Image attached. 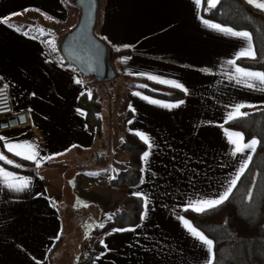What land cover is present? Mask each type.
Here are the masks:
<instances>
[{
	"label": "crops",
	"instance_id": "obj_1",
	"mask_svg": "<svg viewBox=\"0 0 264 264\" xmlns=\"http://www.w3.org/2000/svg\"><path fill=\"white\" fill-rule=\"evenodd\" d=\"M203 4L204 0L200 6L195 0H103L97 30L115 51H123L115 60L116 67L129 76L132 86L128 130L144 133L153 142L147 162L143 160L144 183L119 188L111 182L128 158L124 160L121 157L125 153L118 152L117 160H123L115 159L113 167L111 159L107 171L98 177V166L92 162L100 150L99 139L105 136L104 123L100 137L88 126L86 112L78 105L80 97L94 88L90 80L94 78L65 65L38 35L17 30L31 25L29 19L40 14L62 24L63 35L76 24L79 9L69 0H0V75L10 85L16 113L27 116V123L0 128V136L5 138L0 140V153L14 155L4 147L5 141H28L38 146L40 156L53 157L36 167L34 175L14 171L0 161L6 170L30 179L29 187L22 192L0 186V264H56L59 255L66 257V264H80L74 224L61 247L68 239L72 245L62 251L60 247L53 263L49 254L57 240L66 236L67 225L71 227L67 220L74 217L73 213L68 216L67 207L60 206L68 205L63 189L68 160L77 165L75 173L80 180L73 185V192L81 202L91 194L89 201L99 206L100 197L95 196L101 195L107 201L106 207L116 210L108 215L107 222L122 209L127 195L141 192L149 200L147 216L139 227H127L135 231L102 232L97 238L101 251L92 255L94 248L81 264H205L209 258L207 247L186 230L178 217L188 219L184 211L190 200L217 198L246 157H253L250 150L233 154L235 146L225 130L240 131L226 127V122L236 104L246 105L244 108L264 105V91L229 79L235 66H243L238 60L236 65L226 62L235 59L246 41L207 27L203 23L208 20L202 15ZM3 18H8L7 23L2 22ZM148 75L182 83L188 89L180 99L184 104L168 109L151 103L179 100L160 99L138 89L133 79L160 84ZM77 79L83 83H76ZM137 92L140 95L133 94ZM145 96L149 100L143 99ZM107 144L105 140L103 146ZM85 160L90 162L88 167L77 163ZM107 178L99 188V180ZM80 183L86 184L85 191H81ZM109 186L127 192L116 203L109 188L108 193L103 191Z\"/></svg>",
	"mask_w": 264,
	"mask_h": 264
},
{
	"label": "trees",
	"instance_id": "obj_2",
	"mask_svg": "<svg viewBox=\"0 0 264 264\" xmlns=\"http://www.w3.org/2000/svg\"><path fill=\"white\" fill-rule=\"evenodd\" d=\"M202 15L208 20L251 33L256 56L254 59L240 58L238 64L264 71V10L247 3L246 0H219L215 7L209 8L207 0H204ZM109 47L110 58L116 66L115 60L123 51H115L110 45ZM62 60L65 65L72 66L63 57ZM117 71V77L122 75L126 79L129 78L128 75L121 74L120 70L117 69ZM100 85L105 84L102 82ZM141 85H146V87H139ZM136 87L151 96L164 100H180L186 96L185 92L180 89L154 82L147 84L139 82ZM99 91L101 90L99 89ZM99 91L96 92L95 89H92L91 98L88 93H84L80 97L78 105L86 112L88 126L101 137L103 117L102 95L99 94ZM242 112H247L248 115L227 121L226 127L243 133L245 141L253 138L260 141L249 166L224 203L203 213L192 210L184 211L185 216L214 241L215 259L213 264H264V105L256 108H243ZM129 117L128 111L126 118L129 119ZM0 148L3 149L1 142ZM121 149L128 158L125 163L126 168L119 170L111 183L119 188L134 187L141 182L142 156L147 146L137 134L129 131L122 142ZM6 155L8 159L14 161L12 165L1 161L6 167L27 175L36 173V166L33 162L10 153H6ZM107 160L108 157L103 154H99L95 158V162L100 165H106ZM15 164H19L21 167L17 168ZM249 191L252 193L251 198L248 196ZM90 204L87 201V206ZM77 205L79 206L76 207V212H81L84 206L80 203ZM143 209L144 201L141 197L127 195L122 209L103 226L102 232L137 226L141 222ZM75 216L76 221L82 220L81 217H77L79 214ZM91 228L92 226H90ZM65 238L66 236L62 235L51 247L49 254L52 263ZM101 248V244H98L97 241L92 255L101 251ZM65 258L64 255H59L56 264H66Z\"/></svg>",
	"mask_w": 264,
	"mask_h": 264
},
{
	"label": "snow or ice",
	"instance_id": "obj_3",
	"mask_svg": "<svg viewBox=\"0 0 264 264\" xmlns=\"http://www.w3.org/2000/svg\"><path fill=\"white\" fill-rule=\"evenodd\" d=\"M195 3L197 4V6H200L202 3V0H195ZM208 3V7L212 8L215 7L218 3L219 0H207ZM247 3L255 6L258 9L264 10V0H247ZM46 18H50V17H46ZM8 18H3L2 22L7 23ZM203 23L213 29L216 30L220 33H223L225 35H229L232 37H238L241 38L243 40L246 41V47L241 48L239 52H237L235 54V59L229 60L226 63L229 65H236V60L240 59V58H255L256 56V52L253 48V44H252V35L251 33L247 32V31H236L231 27H226L223 26L221 24L218 23H213L211 21L208 20H203ZM9 27H17L15 25H9ZM29 28H31L32 26L29 25ZM17 30L19 31V27H17ZM35 31H37L40 35H44L47 32H50L51 30H45L44 28L40 27V28H36L34 29ZM29 33H25V35H28ZM35 38V37H33ZM104 39H107L106 37ZM45 43L49 44L53 50H55V40H51V41H44ZM125 47H128L127 45ZM117 51H119V48H117ZM127 59V58H125ZM205 71H207L205 69ZM141 75H146L144 73H141ZM148 79L156 81L160 84H165V85H169L171 87H174L176 89H180L183 92H185L187 94L188 89L185 88V86L180 83L177 80H170V79H163L159 76H155V75H148ZM229 79H234L238 84H242L245 87L248 88H259V90L264 91V71H252L250 69H246L240 66H235L234 68V74L233 75H229ZM253 81L258 82V83H253ZM76 83L81 84L83 83L81 80L77 79ZM5 88L8 87L7 84L4 85ZM139 87H146V85H141ZM2 91V90H0ZM89 98H91V92L89 91ZM134 95H140V93H133ZM143 99L145 100H149L148 97H143ZM151 103L153 104H159L162 107L168 108V109H173V108H178L180 107L182 104H184L183 100H179L176 103H164L162 101L159 100H150ZM246 107V105L244 104H236L234 105L233 111L230 112L228 114V120H234L238 117L241 116H247L248 113L247 112H241V109ZM222 127V125H221ZM226 131V135L228 136L229 142L231 144H233L234 150H233V154H237V153H243L245 150H250L251 152H255L256 151V147L257 145L260 143V141H258L257 139L253 138L252 140L248 141V142H244V134L241 132H235V131ZM141 140L144 141V143L146 144L148 150H146L143 153L142 159L147 162L148 157L150 155L151 149L153 148V142L150 140V138L145 135L144 133H136ZM0 140H5L4 137L0 136ZM5 148H7V150L11 153H13L15 156L20 157L21 159L24 160H29V161H34L36 164V167L39 168L41 166V163L44 160H49L52 159L53 157L51 156H47V157H42L40 156L39 150H38V146L28 142V141H24V142H20V143H11V142H7L5 141ZM59 155V154H57ZM252 156L251 154H249L245 161L241 164L240 168L238 169V171L234 174V176L229 180L227 186L225 187V190L223 191V193L218 194V197L215 199H197V200H190L188 202V204L185 206V210L187 211L188 209H191L194 212L197 213H203L207 210H210L212 208L218 207L219 205H221L222 203H224L226 200H228V198L230 197V195L233 192V189L236 187L237 182L239 181L240 177L243 175L245 169L248 167V162L251 161ZM0 161H4L5 163L12 165L14 164V161L11 159H8L6 156L3 155V153H0ZM15 167L19 168L21 167V165L19 164H15ZM143 171V169H142ZM97 175L99 173H96ZM144 183V179L143 177L141 178V184ZM30 184V179L28 177H21L18 174L8 171L6 170L4 167L0 166V186L6 187L7 189L11 190V191H15V192H22L24 190H26L29 187ZM132 195L137 196V197H141L143 198L144 201V208H145V212L144 214L141 216V220L143 221L146 216H147V209H148V205H149V200L148 197L146 195H144L141 192H133ZM249 198L252 197V193L251 191H249L248 193ZM78 203H83L81 201L78 200ZM84 207H87V204H83ZM178 219H180L183 223V226L186 228V230L196 239H198L202 244H204L207 247L208 253H209V258L208 260L205 262V264H213V261L215 259V252H214V241L209 239L204 232L200 231L196 226H194V224L180 216L178 217ZM227 223V221H226ZM100 227H103V225H99ZM137 227H139V225H137ZM114 231H135L134 228H126V229H115ZM101 243H103V241H101ZM105 247H107L105 245Z\"/></svg>",
	"mask_w": 264,
	"mask_h": 264
},
{
	"label": "rangeland",
	"instance_id": "obj_4",
	"mask_svg": "<svg viewBox=\"0 0 264 264\" xmlns=\"http://www.w3.org/2000/svg\"><path fill=\"white\" fill-rule=\"evenodd\" d=\"M32 22L30 23L31 28H29L26 24L23 26H20L19 29L29 32L32 35H38V37H41L42 40L44 41H51V40H55L56 37H59L62 35L60 34V30H62V28L64 27L62 24H58L53 20H47L44 19V16L40 15V14H36L33 15L32 19H29V21ZM70 23H67V25H69ZM44 28L45 30H51L50 32H47L44 35H40L37 31H35L34 29L36 28ZM97 33L99 34V30H97ZM57 39V41H58ZM56 42V40H55ZM53 49V48H52ZM54 53L56 55V57L58 59L62 58L59 49L55 47ZM92 81V85L91 87H94L92 89H95V91H99V89L101 91H99L102 95V117H103V123H104V133L105 136L100 138L99 140V148L100 150L98 151V155L99 154H103L106 155L108 157V163L106 165H100L97 162H92L95 163L96 166H98L97 168H95V170L97 171L98 177L101 176L102 172H106L107 168H108V164L110 163V160L112 159L113 162V167H116L115 164H117V162L115 163V159L117 160L118 157V152L122 154V142L124 140V138L126 137L125 135V131L129 132L128 130V122L130 121L129 119L132 120V118L129 117V119L126 118V114L127 112L131 111L130 107H129V94H130V88L132 89V86L130 85V82L124 77V76H119L116 77V79H111L108 81H101V82H97L94 84L93 81L94 79H90ZM134 80V84H139V82L147 84L149 83L148 81L142 80V79H133ZM105 84V85H100V84ZM133 84V85H134ZM135 88V86H134ZM130 114V113H129ZM132 114V113H131ZM127 134V133H126ZM107 140L108 144L106 146H103L104 141ZM98 155L95 157L97 158ZM110 157V158H109ZM124 160H126L125 158L126 155L124 154L123 157ZM121 158H118L117 161L123 160ZM77 163L83 164L84 166L88 167L90 162L89 160H85V161H78ZM123 164V165H122ZM67 165H68V172L66 173V177L67 179H64V186L63 189H65L66 191V195L64 197V201H66L68 203V205H66L65 203L60 204V206H65L67 207L66 212L68 211V216L69 215H74V217H69L70 220H67V223H72L71 227L67 225V232L65 233L66 237L70 236L72 233L71 231H69V229H72L73 224H74V229L77 231V233H75L76 236V240L78 241V245H79V252H78V256L80 257V260L82 262H86L88 260V258H90L91 255V251L95 248V243L97 241V238L99 236L102 235V228L99 225H101V223H103L102 225H105L104 223L107 222V217L108 215H112L116 210L112 209L113 206L111 207H106L107 205V201L104 200V198L100 195H96V199L98 198V203L99 206L96 205L95 203H92L89 201V197H93L90 195L86 196L84 198L83 203H80V205L83 204H87V200L91 203L90 205H88L87 207H83V209L81 210V212H76V207L79 206L75 203H78L77 201H81V199L74 194V190H75V186H73L75 184V182L79 181L80 179L77 180V176L75 173V169L76 166L74 163H72L70 160L67 161ZM121 168H118L119 170L126 168L125 167V163H121ZM249 166V165H248ZM120 167V166H119ZM69 173V175H68ZM114 177V176H112ZM102 180V182H101ZM99 180V188L102 186L101 183H107L108 178L107 179H101ZM80 189L81 191H85L86 189V184L85 183H80ZM102 188V187H101ZM108 188L110 191L113 192L112 197H114V202H118V199L121 198L125 192H127L125 189H118V188H113L111 186L106 187V190H103L104 192L108 193ZM85 196V194L82 192L81 197L83 198ZM79 204V203H78ZM103 209V211H101V208ZM73 209V211H71ZM62 212H64V210L62 209ZM76 214H79V216L77 217H81L82 220L81 221H76ZM106 215V216H105ZM78 224V225H76ZM90 226H92V228L90 229ZM72 240V239H71ZM72 245V242H69V239L67 240L65 246L61 247V251L65 250V248H69ZM71 258L69 257L68 260H70ZM80 261V264H81ZM57 262H58V258H57Z\"/></svg>",
	"mask_w": 264,
	"mask_h": 264
},
{
	"label": "water",
	"instance_id": "obj_5",
	"mask_svg": "<svg viewBox=\"0 0 264 264\" xmlns=\"http://www.w3.org/2000/svg\"><path fill=\"white\" fill-rule=\"evenodd\" d=\"M69 1L79 9V17L58 41L61 56L85 77L98 81L115 79L118 71L110 58L109 43L97 33L103 0ZM24 123H27V116L21 113L1 119L0 128Z\"/></svg>",
	"mask_w": 264,
	"mask_h": 264
},
{
	"label": "built area",
	"instance_id": "obj_6",
	"mask_svg": "<svg viewBox=\"0 0 264 264\" xmlns=\"http://www.w3.org/2000/svg\"><path fill=\"white\" fill-rule=\"evenodd\" d=\"M8 87L5 88L4 85ZM0 120L17 115L9 83L0 75Z\"/></svg>",
	"mask_w": 264,
	"mask_h": 264
}]
</instances>
